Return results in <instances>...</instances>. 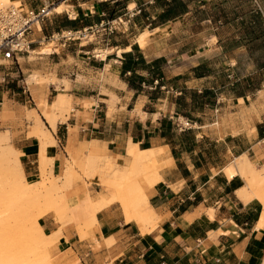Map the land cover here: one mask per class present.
I'll return each instance as SVG.
<instances>
[{"label": "crops", "instance_id": "0c3cea01", "mask_svg": "<svg viewBox=\"0 0 264 264\" xmlns=\"http://www.w3.org/2000/svg\"><path fill=\"white\" fill-rule=\"evenodd\" d=\"M20 1L24 10L47 6L46 0ZM47 1L51 12L33 28L31 51L10 60L0 55V128L16 133L11 144L21 153L26 178L41 177L44 138L30 134L33 111L51 138L45 140L55 176L63 174L68 150L93 149L121 162L130 143L163 149L156 161L162 169L147 184L146 216L124 196L114 201L98 194L112 202L91 222H62L54 212L38 220L52 264H264V202L242 196L251 194L242 164L264 167V76L257 71L258 78H240L235 67L249 60L250 44L220 35L254 13L264 17V0H249V13L232 23L215 16L222 0H178L186 3L179 13L166 5L172 0ZM140 59L143 69L134 64ZM220 60L227 73L218 68ZM32 76L51 82L40 85L29 81ZM222 79L229 85L221 86ZM241 79L246 87L240 89ZM61 95L71 108L52 123L44 112ZM221 103L239 128L252 113L255 130L215 128L218 122L202 114L214 116ZM191 111L198 116L191 118ZM9 112L16 119L4 123ZM76 191L69 194L71 205L81 200Z\"/></svg>", "mask_w": 264, "mask_h": 264}, {"label": "rangeland", "instance_id": "374dc122", "mask_svg": "<svg viewBox=\"0 0 264 264\" xmlns=\"http://www.w3.org/2000/svg\"><path fill=\"white\" fill-rule=\"evenodd\" d=\"M29 1L25 0V2ZM21 4H16L15 7H19ZM216 8L217 13L225 10L227 19H229H226V21L232 23L234 19L245 17L249 13L250 5L249 0H222V2H218ZM239 21V23L231 24L226 29H220L222 38L239 37L242 39L245 34L243 24L247 20ZM262 46H264L263 38L256 40L246 50L251 52L250 55L254 54V51L258 52L255 54V56H258L262 53ZM227 67L221 60L219 61L218 68L221 72L227 73ZM257 71L260 72V77L264 76V69H258L252 56L249 57V60L243 58L241 63L235 67V73H238L240 78L248 76V74L258 78ZM241 80L242 82L238 85L240 89L246 87V83L243 82L244 79ZM29 81L47 85L50 84L51 79L42 76L37 79L36 76H32ZM222 82L223 85L221 84V86L229 85V82L227 84L225 79H222ZM63 98L59 108H53L59 111L53 112L52 109L44 112L46 118L51 120V116H53L55 120L54 115H56L57 119L59 117L63 119L64 115L69 113L70 102H68L66 95H63ZM260 98L261 104L264 105V92L261 93ZM41 102L40 100L39 107L42 106H40ZM226 103L229 102L225 101ZM225 104L221 103L219 105V111L215 112L214 116L210 111L203 112L202 116L204 118L213 117L215 123L218 122L215 126L217 129H225L233 134L245 130L248 134H251L255 130L252 113L245 116V120H242L244 126L239 128L236 126V116L228 107L225 108ZM197 113L191 111V118H196ZM255 113L258 114V108H256ZM32 114L36 117V120L30 134L44 138L42 144L44 148H42L40 159L41 177L36 182L26 178L21 164V153L11 144L16 133L11 132L9 127L0 128V264H18L19 262L22 264V262L30 263L32 261L37 262V264H48L51 244L48 243L38 220L47 213L54 212L62 222H79L81 220L91 222L93 217L89 213L88 202L95 203L98 194H108L114 199L124 196L136 213L145 214L146 216V212L150 210L147 184L162 169H154V165H152L154 163L137 160L133 157L131 148L134 144L130 143L125 154L126 157L121 162H118L112 155H103L93 149L80 152L68 150L69 159L66 161L63 174L55 176L52 173L54 159L49 156L48 143L45 140L50 138L49 133L43 130L42 121L37 113L33 111ZM26 118L28 123H33L31 113H27ZM3 119L4 123H10L16 118L9 112L6 113ZM38 122L40 125H38ZM21 123L23 127L24 124ZM185 125L186 123L183 122V128H190L185 127ZM51 144H53L52 140ZM242 166L245 167L247 188L251 193L261 195L260 200L264 202V167L258 168L253 163H244ZM79 188L80 191H76ZM74 190L76 191L74 194L80 195L81 200L77 204L71 205L69 194ZM113 204H119V208L123 212L120 203L115 202Z\"/></svg>", "mask_w": 264, "mask_h": 264}, {"label": "built area", "instance_id": "2783aa9c", "mask_svg": "<svg viewBox=\"0 0 264 264\" xmlns=\"http://www.w3.org/2000/svg\"><path fill=\"white\" fill-rule=\"evenodd\" d=\"M255 3L257 4V1ZM49 14L48 5L41 10H24L21 6L2 10L0 12V55L10 60L16 54L29 53L32 47L29 36L33 28L44 22ZM113 31V27H110V33ZM158 83L156 81L155 86ZM185 127H191L190 123L186 122Z\"/></svg>", "mask_w": 264, "mask_h": 264}, {"label": "bare ground", "instance_id": "6f19581e", "mask_svg": "<svg viewBox=\"0 0 264 264\" xmlns=\"http://www.w3.org/2000/svg\"><path fill=\"white\" fill-rule=\"evenodd\" d=\"M47 2V5L49 4L48 3V1H46ZM16 4H21V1L20 0H0V12L2 11V10H5V9H7V8H10V7H14L15 8V6H16ZM51 12V10H49V13ZM39 26V25H38ZM157 33V32H156ZM150 34V32L149 31H146L143 35H141V37H140V42H141V44H142V46L144 47L146 44V42H147V40H146V38H147V36ZM152 36V35H151ZM45 99V98H44ZM63 95H61V96H59L58 97V99L55 101V103L52 105V107H51V109H49V110H52L53 108H57V107H59L61 104H62V101H63ZM43 102V101H42ZM42 102H41V104H40V106L42 105ZM44 105V104H43ZM50 116V115H49ZM51 120H52V122H54V118L52 119L51 118ZM42 148H44V147H42ZM45 149L47 150V148L45 147ZM45 149H44V151H45ZM159 151V152H158ZM47 152V151H46ZM162 153H163V149H159V150H156V149H145V150H142V149H139V147H138V145L137 144H134L133 145V147L131 148V155H133V157H135L137 160H146L147 162H155V163H159V162H156L157 161V158H158V155L160 156V155H162ZM130 154V153H129ZM50 156V155H49ZM44 157H46V156H44ZM134 159V158H133ZM135 159V160H136ZM145 163V162H144ZM157 164H152V165H154V169L155 168H160L159 166V164L157 165ZM155 165H156V167H155ZM153 168V167H152ZM153 169V170H154ZM156 176V175H155ZM158 179V178H157ZM159 181V180H158ZM157 182V181H156ZM35 185V184H34ZM28 186V185H27ZM28 187H30V186H28ZM151 188H152V186H151ZM262 189V188H261ZM261 189H260V191H261ZM263 189H264V185H263ZM259 191V192H260ZM244 194H247V192H243L242 193V196L244 197V198H248V199H250V198H253V197H258V198H261V195H259L258 193H251V194H247V195H244ZM263 195V194H262ZM245 196H247V197H245ZM112 198V197H111ZM262 199H263V197H262ZM116 199H114V201H115ZM113 201V202H114ZM110 202H112L111 200L108 202V200H107V202H101L100 201V199H98L95 203H92V202H88V206H89V213L92 215V217L94 218L95 217V213L100 209V208H102V207H104L105 205H107V203H110ZM86 207V206H85ZM88 209V208H87ZM85 209H83V211H84ZM47 213V212H46ZM84 213H86L85 211H84ZM48 214V213H47ZM136 215V214H135ZM140 216V215H139ZM91 217V218H92ZM141 217V216H140ZM133 218V217H132ZM95 219V218H94ZM141 220V219H140ZM144 220H146V219H144ZM147 221V220H146ZM145 223V222H144ZM144 225V224H143ZM145 226V225H144ZM142 230H144V229H142ZM37 264V262L35 263V262H28V263H25V262H22V264ZM18 264H21L20 262L18 263ZM48 264H52V262H51V260L49 259L48 260Z\"/></svg>", "mask_w": 264, "mask_h": 264}, {"label": "trees", "instance_id": "16d2710c", "mask_svg": "<svg viewBox=\"0 0 264 264\" xmlns=\"http://www.w3.org/2000/svg\"><path fill=\"white\" fill-rule=\"evenodd\" d=\"M169 6L170 10L174 11V13H179L180 11L184 10V7L186 6L185 2H179L178 0H172V2L170 4H166ZM215 16L217 18H219L220 20L227 19V13L225 12V10L220 11L219 13L216 12ZM244 26V36L242 37V40L246 41L248 44H250V46H252V43H254L256 40H261V38H263L264 40V17L262 16V14L260 12L258 13H254L253 15H251V17L243 24ZM262 53L258 54V56H255L256 53L254 51V54L252 53L251 56L252 58L255 59V63L258 67V69H264V46H262L261 48ZM131 63H134L133 60ZM158 63V62H157ZM162 63L161 60L159 62V64ZM135 66L140 67L141 69H143L146 65L145 60H139V62H135L134 63ZM148 67V66H147ZM155 75H158V70L157 67L155 68ZM144 79V77H140L138 79L139 82H142ZM158 81V85L156 86L157 88H160V80L158 78V76L153 77V84H155V82ZM133 85V84H132ZM141 86V85H140ZM184 115V113H183Z\"/></svg>", "mask_w": 264, "mask_h": 264}]
</instances>
